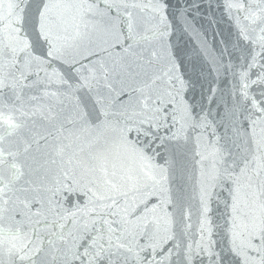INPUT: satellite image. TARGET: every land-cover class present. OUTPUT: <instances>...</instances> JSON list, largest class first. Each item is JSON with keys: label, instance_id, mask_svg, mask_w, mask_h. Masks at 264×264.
<instances>
[{"label": "snow or ice", "instance_id": "snow-or-ice-1", "mask_svg": "<svg viewBox=\"0 0 264 264\" xmlns=\"http://www.w3.org/2000/svg\"><path fill=\"white\" fill-rule=\"evenodd\" d=\"M91 3L95 4L96 0ZM248 3L249 0L239 3V9L247 12L244 18L249 21L248 28L252 32L259 28L264 33V7L252 11L245 7ZM259 3L264 4V0ZM32 5L33 0H16L14 18L9 23L0 21L8 29L6 35L0 33V97L8 89L19 99V93L25 88L38 86L41 81L36 69L50 59L63 58L69 49H78L86 38L79 30L77 14L67 11L84 9V3L68 5L62 0H39L35 12L30 13ZM114 28L113 24L105 29V52L121 47L120 34ZM240 35L258 45L257 55L264 54V35L253 39L248 29H241ZM42 48L46 50L37 51ZM252 60L253 64L248 67L254 66L256 57ZM110 73L111 69L104 64L94 66L80 85L96 92L97 119L103 115L105 121L110 115L107 98L114 90ZM33 76L37 79L32 80ZM173 79L181 82L178 76ZM167 95L175 100V96ZM170 107L163 95H149L142 105V114L126 122L124 127L114 129L117 132L114 142L97 140L87 145H73L63 140L52 144L49 141L52 132L27 128L25 119H14L16 114L27 119L40 116L53 121L59 114L41 113L40 109L21 113L15 106L8 108L0 103V225L12 212L15 214L11 219L16 225L14 231L0 230V264H36L45 253L53 264H152L156 261L161 245L174 239L172 214L163 207L174 204L168 189V170L157 168L153 163L160 148H167L171 141L182 138L180 131L171 132L176 122ZM254 115L256 119L252 118ZM226 116L236 140H244L254 147L237 152L217 141L212 153V186L228 187L231 196L229 251L239 258L240 264H264V135H261L264 128L257 131L264 122V73H257L255 79L247 73L241 74ZM245 122L247 127L242 133L241 124ZM68 123L73 121L65 118L61 127ZM204 126L207 127L206 122ZM249 127L251 131L247 130ZM53 153L65 177L54 195L58 202L62 197L69 207L55 209L58 219L51 221L46 217L41 220V214L33 212L27 196L20 200L17 195L21 207L10 208L15 201L9 193L32 190L29 180L24 178H30L32 173L42 175L49 164L57 163ZM141 175L146 178L144 181ZM22 180L24 183L20 184ZM208 196L210 193L204 188L202 203L206 221ZM82 203L84 206L80 207ZM9 237L13 241L10 244ZM213 244L210 223L202 224L201 242L196 248L187 246L180 259L183 264L197 261L204 264L207 256L210 264H216L219 254ZM172 252L173 249L168 251L169 259Z\"/></svg>", "mask_w": 264, "mask_h": 264}, {"label": "water", "instance_id": "water-1", "mask_svg": "<svg viewBox=\"0 0 264 264\" xmlns=\"http://www.w3.org/2000/svg\"><path fill=\"white\" fill-rule=\"evenodd\" d=\"M15 2L0 0V21L9 23L14 18ZM62 2L68 5L85 4L84 9L69 8L67 11L77 14L79 30L86 34V38L78 49H69L63 58L50 59L36 69L41 81L38 86L25 88L19 93V99L11 90L5 89L0 103L8 108L15 106L21 113L30 114L40 109L41 113L59 114L53 121L41 119L40 116L27 119L16 114L14 119H25L27 128L52 132L53 136L49 137L52 144L63 140L65 144L87 145L97 140L101 143L105 140L114 142L117 138L114 129L124 127L126 122L142 114L146 97L163 95L175 117V127L171 128V132L180 131L182 138L171 141L167 148H160L153 160L157 168L168 170V189L174 204L163 207L172 214L174 239L161 245L157 250V260L152 264H183L181 253L189 245L193 248L198 246L201 242V226L209 223L213 247L219 254L216 264H240L239 258L229 251L231 196L228 187L212 186V153L217 141L237 152L254 147L244 140H236L226 114L233 103L241 74L247 73L255 79L257 73H264L261 68L264 54L257 55L260 51L258 45L243 39L240 31L248 29L253 39H258L264 33L259 28L255 32L248 28L249 21L244 18L247 12L239 9L241 0H96L95 4L91 0ZM36 3L39 0H33L30 13L35 12ZM245 7L255 11L258 7H264V4H260L259 0H249ZM87 8L92 11L88 12ZM113 24L114 30L120 34L121 47L109 48L105 52V29ZM7 31L0 24V33L6 35ZM45 50L42 48L37 51ZM254 56V66L248 67L253 64ZM100 64L111 69L114 85V90L107 98L110 113L107 121L103 115L97 119L98 109L94 103L96 92L80 86L88 70ZM174 76L180 77L181 82L175 81ZM169 93L175 96V100H170ZM65 118L73 123L61 127ZM252 118L256 119V116ZM190 124L199 126L192 127ZM245 127L246 122L241 124L242 133ZM261 128H264V122L257 131L261 132ZM247 130L251 131V128ZM53 158L57 163L49 164L42 175L32 173L30 178H24L29 180L32 190L9 193L15 201L14 205L10 204V208H20V200L27 196L33 212L40 213L41 220L46 217L51 221L58 219L55 209L69 207L62 197L58 202L54 195L65 177L54 153ZM145 179L141 175V180ZM19 183H24V180ZM204 188L210 193L206 198L207 221L202 203ZM17 195H20V200H17ZM83 206V203L80 204V207ZM14 214L12 212L5 219L0 230H15V222L11 219ZM12 242L9 237L7 243ZM170 249L173 252L169 259ZM36 264H53V261L45 253ZM204 264H210L207 256Z\"/></svg>", "mask_w": 264, "mask_h": 264}]
</instances>
